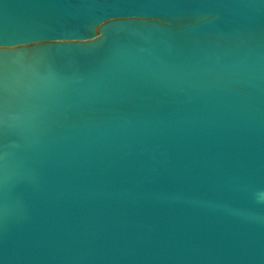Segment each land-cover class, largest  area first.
I'll use <instances>...</instances> for the list:
<instances>
[{
    "label": "water",
    "instance_id": "1",
    "mask_svg": "<svg viewBox=\"0 0 264 264\" xmlns=\"http://www.w3.org/2000/svg\"><path fill=\"white\" fill-rule=\"evenodd\" d=\"M0 264H264V0H0Z\"/></svg>",
    "mask_w": 264,
    "mask_h": 264
}]
</instances>
